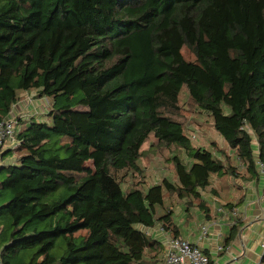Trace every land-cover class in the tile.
Wrapping results in <instances>:
<instances>
[{"label":"trees","instance_id":"obj_1","mask_svg":"<svg viewBox=\"0 0 264 264\" xmlns=\"http://www.w3.org/2000/svg\"><path fill=\"white\" fill-rule=\"evenodd\" d=\"M185 85L223 147L186 134ZM26 92L52 104L18 118L20 145L4 153L1 264H159L144 227L179 236L175 201L188 225L195 208L210 217L214 176L225 198L229 180L260 176L264 0H0V121ZM152 132L187 159L169 158L174 178L124 190Z\"/></svg>","mask_w":264,"mask_h":264},{"label":"crops","instance_id":"obj_2","mask_svg":"<svg viewBox=\"0 0 264 264\" xmlns=\"http://www.w3.org/2000/svg\"><path fill=\"white\" fill-rule=\"evenodd\" d=\"M224 183L221 177L214 176L211 185L205 190L204 197L212 206L208 219L201 210L195 208L198 209V221L193 222L192 212L193 219L187 225L186 213L180 218L181 214L179 215L175 210L176 221L181 228L179 236L199 243L210 256L212 264H256L262 253L261 243L264 240V176H259L258 179L229 180V189L225 196L231 195L230 199L220 197L214 192V189H220ZM209 194L212 197L208 198ZM227 203H233L232 207L238 209L237 216H225L218 212L219 207L226 206ZM208 222L211 223L210 234L208 238L200 241V228ZM234 226L235 235L229 243H226V236ZM156 236L158 238V234ZM219 244L226 246L225 249L217 251L216 246ZM159 264H162V260Z\"/></svg>","mask_w":264,"mask_h":264},{"label":"rangeland","instance_id":"obj_3","mask_svg":"<svg viewBox=\"0 0 264 264\" xmlns=\"http://www.w3.org/2000/svg\"><path fill=\"white\" fill-rule=\"evenodd\" d=\"M29 94L31 93H24L22 99L13 105L15 114L21 113L23 118L35 117L41 120L44 119L50 109L52 102L47 97H43L40 100L31 99L30 101L29 98L31 97ZM180 99L182 115H180L178 119L184 122L186 130L185 132L191 137L192 143L195 146L213 148L214 150H217V147L213 145L215 142L219 147H223L225 145L224 138L215 130L212 117L206 110L201 108L197 109L198 107H195L190 103L188 88L186 85L183 87V92ZM31 103H34V105H31ZM30 105L31 107L29 108L28 106ZM143 150L145 153H143L140 162L145 169L143 172L144 175L143 173H136L122 177L121 179L123 181L124 190H127L129 186L139 181L141 184H144V187L146 188L149 185L160 183L164 176L174 178L173 162L169 158H171L173 154L178 153L181 154L185 161L187 159L184 151H179V149H175V147L167 148L165 145L159 144L153 132L149 135L148 139L143 145ZM233 158L235 163L238 164L237 157L234 153ZM210 197H212L211 194L208 195V198ZM230 197L231 195L225 199H230ZM3 201V199L0 200V205H2ZM173 208L177 211V213H179V215L181 214L180 218L184 216L185 206L178 202V200L175 201ZM182 209H184V211ZM193 213V222L196 221L197 223V217L199 216L198 209H194Z\"/></svg>","mask_w":264,"mask_h":264},{"label":"built area","instance_id":"obj_4","mask_svg":"<svg viewBox=\"0 0 264 264\" xmlns=\"http://www.w3.org/2000/svg\"><path fill=\"white\" fill-rule=\"evenodd\" d=\"M29 95L31 97L29 100H33L31 94ZM31 105H34V103H31ZM31 105L28 107L30 108ZM19 117L24 119L21 116V113L15 114L13 109L7 117L0 121V167L5 165H13L15 163L13 158L5 157L4 153L7 148L10 147L11 149H15L20 145V141L17 139L18 130L20 129V123L18 120ZM256 165L260 176H264V163L261 161V159L258 158L256 160ZM218 212L223 213L225 216L230 215L231 217L238 215L237 208L232 207L228 209L225 205L220 206ZM210 227V222L201 226L199 233L200 241L208 238L210 234ZM144 230L147 233H152L154 236L158 234V238L163 245L162 264H212L210 256L204 251L203 247L199 243L191 242L190 240L181 236H172L163 228L161 224H158L152 228L144 227ZM261 248L262 253L256 264H264V240L261 243ZM224 249L225 247L223 245L219 244L216 246L217 251H222Z\"/></svg>","mask_w":264,"mask_h":264}]
</instances>
